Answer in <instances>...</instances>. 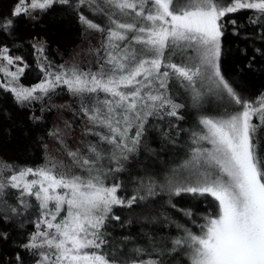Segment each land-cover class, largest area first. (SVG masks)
<instances>
[{
    "label": "snow or ice",
    "instance_id": "1",
    "mask_svg": "<svg viewBox=\"0 0 264 264\" xmlns=\"http://www.w3.org/2000/svg\"><path fill=\"white\" fill-rule=\"evenodd\" d=\"M57 3L69 5L70 0H17L11 14L0 17V32L11 33L19 16L34 19V12L47 11ZM81 5L108 18L105 28L80 15L83 24L102 34L101 47L95 50L97 70L61 65L62 71L53 73L42 68L45 79L24 87L19 84L24 68H8L21 58L11 57L4 47L0 58L7 63L0 72L8 80L0 87L17 104L30 105L51 99L59 86H66L79 101V114L91 125L85 134L112 146L107 159L116 167L103 169L105 154L92 143L86 145L87 155L79 149L67 151L83 174L57 172L66 166L54 159L36 169H17L0 161V220L35 209V231L21 245L31 252L35 264H162L103 250L110 246L106 226L121 221L113 208L132 209L161 193L168 195L172 208H176L173 196L211 197L214 210L203 217L199 233L178 224L183 235L171 241V251L182 249L189 264H264V161L255 142L258 129L264 127V94L255 101L244 99L225 79L219 63L223 18L239 10H254L264 17V0H103V6L97 0H77L75 6ZM117 15L128 22L115 19ZM33 47L43 51L42 44ZM170 83L190 94L194 108L202 107L206 97L227 107L223 115L200 117L202 128L191 133L196 147L190 148L183 163L162 181L152 176L136 178L132 195L125 198L118 195L121 183L106 185L104 178L109 172L123 171L121 160L139 149L148 117L183 118L179 109L184 105L169 95ZM254 116L259 123H253ZM59 132L49 135L64 145ZM9 189L19 190L17 206L2 199ZM25 197H34L36 203ZM180 211L190 219L193 216L190 209ZM0 235L7 239V233ZM133 251L139 255L144 250Z\"/></svg>",
    "mask_w": 264,
    "mask_h": 264
},
{
    "label": "trees",
    "instance_id": "2",
    "mask_svg": "<svg viewBox=\"0 0 264 264\" xmlns=\"http://www.w3.org/2000/svg\"><path fill=\"white\" fill-rule=\"evenodd\" d=\"M97 3L103 6V0H97ZM16 4L17 0H0V17L9 16ZM76 4L77 0H70L69 5L54 4L47 11L34 12V19L21 15L16 18L11 33L0 32V48L7 47L8 55L21 58L14 61V66H9L10 71L24 68L19 77L20 85L32 87L44 80L42 68L53 73L62 71L61 65L64 69L73 66L84 72L97 70L95 50L101 47L102 34L83 24L80 15L105 28L109 26L108 18L103 13L94 12L88 5L76 7ZM114 18L128 22L126 17L117 15ZM221 23V73L244 99L255 101L264 94V17L254 10H239L227 14ZM33 44L38 47L42 44L43 51H38ZM99 55L103 56L102 49ZM4 63L7 62L0 58V66ZM169 95L175 103L184 105L179 109L183 118L167 115L163 118L148 117L139 149L129 153L127 160H121L123 171L109 172L104 178L106 185H123L118 195L131 196L139 177L152 176L162 181L171 169L188 158L190 148L196 147L191 143V133L201 129L198 124L200 117L220 110V107L208 103L200 108L192 107L189 94L175 83H170ZM78 110L79 101L65 86H59L51 99L45 97L30 105L17 104L13 95L0 87V161L13 164L17 169H36L54 159L66 166L58 167L57 172L81 173L72 164L67 151L79 149L81 155H87L86 145L92 143L99 145L105 154L101 161L103 169L115 168V162L107 159L112 146L101 144L95 135L85 134V129L91 125ZM56 129L60 130L64 145L49 135ZM134 133L133 128L129 135ZM255 142L257 154L264 161V127L258 129ZM19 195V190L9 189L2 199L17 206ZM25 199L36 203L34 197ZM211 199H194L187 194L173 196L172 203L176 208H172L168 195L161 193L134 205L132 209L114 207L113 212L121 217V221H111L106 226L110 246L103 250L113 251L116 255L124 253L129 259L187 264V255L182 249L171 251V241L183 235L178 224L199 233L198 225L204 223L203 217L214 210ZM181 209H190L192 218L184 216ZM37 215L33 208L13 219L0 220V234L7 233L6 240L0 235V264H35L31 252L21 245L27 243L29 235L35 231L33 222ZM128 220L132 222L127 223ZM125 237L130 239L125 241ZM135 248L144 251L136 255ZM17 255L20 261H17Z\"/></svg>",
    "mask_w": 264,
    "mask_h": 264
},
{
    "label": "rangeland",
    "instance_id": "3",
    "mask_svg": "<svg viewBox=\"0 0 264 264\" xmlns=\"http://www.w3.org/2000/svg\"><path fill=\"white\" fill-rule=\"evenodd\" d=\"M5 64V63H4ZM9 66H14V64L13 65H9ZM9 66H8V68H9ZM73 67V66H72ZM72 67H68V69H71ZM9 69H11V68H9ZM10 71V70H9ZM0 80H1V84L2 85H5L6 83H7V80H8V78L7 77H5V75H4V73L3 72H0ZM61 86H64V85H61ZM66 87V86H65ZM183 89V88H182ZM177 91V93L179 92V90L178 89H176ZM175 92V93H176ZM189 94V93H188ZM189 96H190V94H189ZM210 104V105H215V106H217V108L218 107H220V110H217L216 112H211L210 114H209V116L210 117H216V116H220V115H223L224 114V112H225V108L227 107V105L224 103V102H221V101H218V100H216L215 98H212V97H206V99H205V102L203 103V105L202 106H204L205 104ZM205 116H207V115H205ZM253 123H258V117H253ZM201 128H202V126H201ZM200 130V129H199ZM205 146H207V147H211L210 145H207L206 144V142H205ZM17 190V189H16ZM188 258V257H187ZM187 264H189V261H188V263Z\"/></svg>",
    "mask_w": 264,
    "mask_h": 264
}]
</instances>
